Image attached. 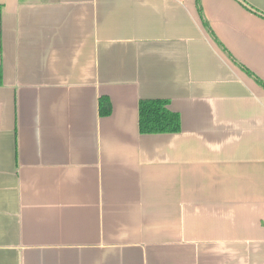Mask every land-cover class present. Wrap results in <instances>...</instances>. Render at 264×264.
Here are the masks:
<instances>
[{
  "label": "crops",
  "instance_id": "obj_1",
  "mask_svg": "<svg viewBox=\"0 0 264 264\" xmlns=\"http://www.w3.org/2000/svg\"><path fill=\"white\" fill-rule=\"evenodd\" d=\"M241 1L0 0V264H264V0ZM145 99L181 131L142 135Z\"/></svg>",
  "mask_w": 264,
  "mask_h": 264
},
{
  "label": "trees",
  "instance_id": "obj_2",
  "mask_svg": "<svg viewBox=\"0 0 264 264\" xmlns=\"http://www.w3.org/2000/svg\"><path fill=\"white\" fill-rule=\"evenodd\" d=\"M209 28V26H208ZM3 85V70L0 66V86ZM167 99H145L139 103V129L142 135L176 134L182 129L181 116L170 109ZM100 113L109 116L112 104L107 97L100 99Z\"/></svg>",
  "mask_w": 264,
  "mask_h": 264
},
{
  "label": "water",
  "instance_id": "obj_3",
  "mask_svg": "<svg viewBox=\"0 0 264 264\" xmlns=\"http://www.w3.org/2000/svg\"><path fill=\"white\" fill-rule=\"evenodd\" d=\"M240 2H241V3H244V2H243V1H241V0H240ZM244 5H246V6H247V4H245V3H244ZM247 7H249V6H247Z\"/></svg>",
  "mask_w": 264,
  "mask_h": 264
}]
</instances>
